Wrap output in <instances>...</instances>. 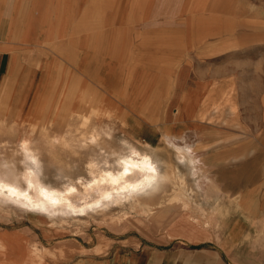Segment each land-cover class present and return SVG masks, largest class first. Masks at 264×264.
Masks as SVG:
<instances>
[{"label":"rangeland","instance_id":"obj_1","mask_svg":"<svg viewBox=\"0 0 264 264\" xmlns=\"http://www.w3.org/2000/svg\"><path fill=\"white\" fill-rule=\"evenodd\" d=\"M119 1L121 6L124 0ZM162 1L167 20L182 21L184 43L182 55L167 56L172 66L161 107L127 105L129 94L146 86L140 82L139 89L140 77L132 74L138 62L133 52L120 54L124 64L116 74L109 51L88 67L79 53L68 54L69 60L49 53L56 41L38 51L15 50L0 32L1 62L10 59L9 75L0 76V88L8 84L0 100L7 109V118L0 117V160L13 161L21 171L18 143L26 136L40 148L41 178L54 186L64 185L67 177L87 178L88 162L102 163L101 148L151 152L169 172L155 195L103 212L50 216L12 201L0 203V264H79L86 257L167 242H228L235 259L264 264L259 247L264 245V0ZM213 8L220 13L215 24L208 19ZM99 15L101 23L104 11ZM195 35L205 42H186ZM214 35L226 41L206 42ZM101 60L106 67H95ZM207 69L214 70L215 81L208 91H198ZM151 76L145 74L147 82ZM153 102L159 101L152 97L148 104ZM93 133H99L97 145L87 140Z\"/></svg>","mask_w":264,"mask_h":264},{"label":"crops","instance_id":"obj_2","mask_svg":"<svg viewBox=\"0 0 264 264\" xmlns=\"http://www.w3.org/2000/svg\"><path fill=\"white\" fill-rule=\"evenodd\" d=\"M35 1L38 5L34 7L32 6L33 0H28L27 3L25 0H0V32L2 31L6 35L3 40L5 44L14 46L15 50L19 48L23 50L28 47L31 51H38L42 44L56 41L55 43L58 45H53L52 50H48L49 53L58 54L63 60H69L67 55L72 52L79 53V56L89 61L88 67H90L91 59H97L100 56L99 53L109 51L110 68L116 69L118 72L116 74H120L119 68L124 64L121 62L120 54L127 52L129 55L133 52L138 57V62L132 66L134 69L132 74L136 72L140 77L137 81L140 84L139 89H141V83L146 86L137 94H129L130 100L127 105L129 108L141 106L144 109L147 105L162 106L167 90L165 85L166 75L169 74L167 69L172 66L167 62V56L170 54L182 55L184 43L182 21L167 20L165 3L162 0H124L121 6L119 0ZM39 8L47 10V13H40ZM49 10L50 13H48ZM102 10L105 15L99 23V11ZM212 11V15L209 14L208 19L212 21V24L218 23L217 13L219 12H215L214 8ZM223 16L224 12L221 17ZM140 17L141 19H139ZM131 22L134 24L131 25ZM211 37L206 42L226 41L224 35ZM190 38L186 42L200 44L205 42L201 35ZM124 43L127 44L126 48ZM24 54L22 51L20 56L22 57ZM16 56L18 59L19 52H16ZM8 60L10 61V59ZM8 60L6 59L4 65L0 58V76L9 75L10 63ZM94 66L106 67L103 60L95 62ZM129 68L131 69V66ZM100 71L95 72L99 74ZM110 74L115 73L110 72ZM145 74L152 75L150 82L146 81ZM181 74L182 68L180 67L174 73L175 86L172 88L174 92L177 90L178 80L176 79L181 77ZM214 81V70L207 69L206 82L197 84L198 91H208ZM7 85L6 83L5 91ZM152 97L155 100L158 99L159 102L148 104ZM210 97H212L211 92L207 99L209 100ZM140 113L146 114L147 111L138 110L136 112V114ZM181 243L149 244L136 250L113 251L105 255H97L94 258L86 257L79 264H249L232 256L228 242L221 245L209 244L208 246L204 245L207 243ZM259 247L260 252L264 253V245Z\"/></svg>","mask_w":264,"mask_h":264},{"label":"bare ground","instance_id":"obj_3","mask_svg":"<svg viewBox=\"0 0 264 264\" xmlns=\"http://www.w3.org/2000/svg\"><path fill=\"white\" fill-rule=\"evenodd\" d=\"M5 93V85L2 83L0 100ZM0 105V117L5 120L6 103L2 102ZM12 115L14 116V112ZM22 119L21 115H17L16 120ZM98 137L99 133H93L87 140L90 144L97 145ZM166 140L180 152L179 145L170 142L167 136ZM18 147L24 166L21 171L16 170L13 161L4 158L0 160V203L12 201L23 208L37 209L50 216L81 215L88 210L103 212L113 204L135 202L142 197L153 196L163 190L169 181V172L162 168V163L153 153L129 146L127 152L114 149L105 151L101 148L102 163L92 158L86 166L87 178L78 176L73 180L67 177L68 181L58 187L41 178L43 165L38 144L37 148L33 140L23 136ZM112 157L113 161H110L109 158ZM188 160L192 162V159ZM39 250L35 248L36 257Z\"/></svg>","mask_w":264,"mask_h":264}]
</instances>
